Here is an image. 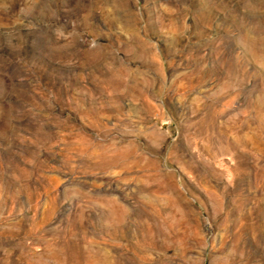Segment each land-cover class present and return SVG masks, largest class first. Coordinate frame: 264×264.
Wrapping results in <instances>:
<instances>
[{
  "label": "rangeland",
  "instance_id": "rangeland-1",
  "mask_svg": "<svg viewBox=\"0 0 264 264\" xmlns=\"http://www.w3.org/2000/svg\"><path fill=\"white\" fill-rule=\"evenodd\" d=\"M0 264H264V0H0Z\"/></svg>",
  "mask_w": 264,
  "mask_h": 264
}]
</instances>
